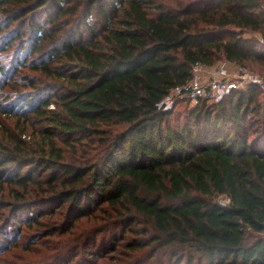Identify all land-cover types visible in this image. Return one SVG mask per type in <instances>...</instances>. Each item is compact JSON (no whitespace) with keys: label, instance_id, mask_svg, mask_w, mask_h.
I'll list each match as a JSON object with an SVG mask.
<instances>
[{"label":"trees","instance_id":"trees-1","mask_svg":"<svg viewBox=\"0 0 264 264\" xmlns=\"http://www.w3.org/2000/svg\"><path fill=\"white\" fill-rule=\"evenodd\" d=\"M255 34L264 0H0V114L45 125L0 138V209L43 230L66 214L63 234L98 221L57 264H264V92L165 104L197 64L264 71Z\"/></svg>","mask_w":264,"mask_h":264},{"label":"rangeland","instance_id":"rangeland-1","mask_svg":"<svg viewBox=\"0 0 264 264\" xmlns=\"http://www.w3.org/2000/svg\"><path fill=\"white\" fill-rule=\"evenodd\" d=\"M255 36L260 37L258 34H255ZM10 57L12 56L3 53L1 60H3L4 63H8L11 60L5 59ZM239 69L240 68L234 64L228 63L227 61H221L214 67L201 71L198 75V79H200L201 82L209 81L213 76L217 75L220 77L235 79L238 78L239 74L241 73L239 72ZM245 70L248 72L250 71L248 69ZM22 73L35 74L33 71H30L27 68H24ZM254 73H257L261 76L264 85V71ZM246 87L247 85H245V88ZM12 89L13 88L11 86H4L3 78L0 76V104H5L8 97L14 94ZM165 104L168 108L172 107V105H175L176 113L181 112L183 114L190 107L195 105L194 102L184 101L182 99L172 98L170 96H168L165 100ZM32 117V115L29 116L28 118H31V120L27 122L23 117H15L14 115L5 116L0 114V124L2 126V128H0V138L7 133L12 132L13 134L18 135L21 131H25L27 133V137H22V139L32 145L33 137L31 140L28 138V136H32L33 134L35 135L41 130L42 127L45 126L43 123H39L37 118ZM8 188L15 189L14 187L4 186V190H0V199L2 201L9 200L7 197ZM222 198L223 197L220 199ZM0 210V264H57L56 259L60 253L62 255L70 246L76 248L80 245V243L88 240L94 233V226L98 224V221L84 219L82 222L77 224L74 230L72 229L73 232L71 230L63 234L60 231V226L61 223L65 221L66 214L64 216L63 213H60V215H56L52 217V219H46L45 221L49 223V226L47 227L49 229L43 230L42 228H38L35 225L31 226L34 228H30V225H27L28 223L23 224L16 222L11 218L10 212H8V210ZM41 220L42 219H40V221ZM52 225L55 226V228L52 229ZM100 225L105 226L106 224ZM7 234L10 235L7 237ZM125 253L126 252H120L118 250L115 263H119V260L127 262L129 258L124 255ZM136 255L137 254H135V256ZM138 255L146 259V264H158V261L160 260L158 257L152 258L148 250ZM70 257H75V260L74 262H69L68 264H84L80 263L84 262V259L89 261L88 264H92L91 261L94 259L81 249L77 251V253L70 255ZM104 259L105 258L99 259L98 264H102V262L105 261ZM94 261L95 262H93V264L97 262V260Z\"/></svg>","mask_w":264,"mask_h":264},{"label":"built area","instance_id":"built-area-1","mask_svg":"<svg viewBox=\"0 0 264 264\" xmlns=\"http://www.w3.org/2000/svg\"><path fill=\"white\" fill-rule=\"evenodd\" d=\"M259 39L264 43L261 36ZM239 68V72L241 73L238 78L229 79L228 77H220L217 75L213 76L209 81L201 82L200 79H198V75L201 71L206 70L207 68L203 65L197 64L194 66V79L183 86L173 89L169 96L182 100H190L191 102H194L195 105H198L204 101H218L231 89H244L245 85H256L260 90H264L262 78L259 74L250 71L248 72L242 67ZM223 198L219 199L221 203H229L230 200L228 198Z\"/></svg>","mask_w":264,"mask_h":264}]
</instances>
